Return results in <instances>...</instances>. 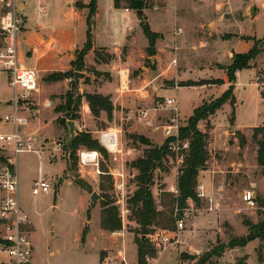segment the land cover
Segmentation results:
<instances>
[{
    "label": "rangeland",
    "instance_id": "374dc122",
    "mask_svg": "<svg viewBox=\"0 0 264 264\" xmlns=\"http://www.w3.org/2000/svg\"><path fill=\"white\" fill-rule=\"evenodd\" d=\"M241 1L229 0V3L234 5L237 11ZM223 29L245 35L252 34L254 30L257 39L263 40L256 45L261 49V53L253 62V67L244 70L237 80L235 123L230 122L232 107L228 104L215 116L199 124V129L208 133L209 137L207 168L200 172L198 178V185L205 186L207 197L201 199L199 205L189 201L187 210L190 211V216L185 220L184 230L179 232L180 243L173 251H166L163 254L156 252L155 257L160 259V264H197L205 254L218 250L222 245H228L233 239L246 237L249 233L246 222L256 224L264 219V168L257 163L258 145L253 139V129L262 126L264 118V105L257 93L258 89L254 86V83H257L259 90L264 93V19H257L254 24L234 19L233 26L226 23ZM237 45L235 49L244 51L243 44ZM253 45L252 41L251 48ZM208 57V54H203L200 59L195 58L191 61L195 64L201 61L206 63ZM212 57L217 56L210 54V58ZM22 62L29 68L33 65L28 56H25ZM216 66L222 69V65ZM194 70L198 72V69ZM97 72L93 67L86 69L92 80L96 78L95 86L100 82L99 79L103 78L96 76ZM200 72L202 76L197 77L196 74L193 79L199 77L208 79L212 76L208 73L209 70L203 69ZM42 85L39 79V93L36 94L38 99L32 102L39 114L27 127L28 133L39 135L37 146L39 153L23 152L17 158L21 207L30 219L28 232L34 247L33 264H99L103 256L114 254L124 246L129 255L137 259L140 227L132 219L128 200L137 190L134 178L138 172L132 168L131 163L142 157L150 145L161 146L166 140L164 127L171 124L172 113L155 110L165 97H154L155 100L144 109L140 107L134 109L133 118L130 120L129 109L125 110L124 114L118 115L115 121L109 124L93 117L86 120L82 115L83 104L81 105V117L75 122L82 131L112 129L111 132L118 133V151L110 153L106 149L108 157L99 153L98 167L80 163L79 151L86 149L84 147L79 148L71 163L66 150L59 152L55 150V143L66 144L70 138L68 127L58 121V118L65 117L64 113H56L55 109L65 102V96L71 92L73 82L65 86L62 99H58V95L52 97V91L43 93ZM196 87L199 86L186 88L185 92L179 94V128L187 124L190 117L186 120L184 118L190 112L193 103L199 101L200 95L206 97L215 93L214 89L201 90ZM198 89L200 91H197ZM85 92L81 94L84 95ZM12 98L13 90L7 74L0 70V133L12 131V125L4 124L2 121L6 114L13 112ZM48 100L50 103L46 104ZM143 113L147 114V117L144 118ZM253 123L260 124L252 125ZM81 129L76 128L79 132H82ZM130 133L145 136L151 143L143 145L138 140L134 141L129 138ZM240 135L246 138L247 144L244 148L239 146ZM176 148L165 163L168 171L157 170L152 187L158 210L168 216L175 215L176 205L173 199L178 195L177 179L182 165V152L177 146ZM9 157V149L0 143V167L8 163ZM4 160L6 162H3ZM98 168L101 173H97ZM109 172H113L114 175H110ZM40 176L50 184V190L33 196V182ZM249 188L256 193L258 209L248 208L241 200L243 191ZM93 193L100 196L94 204L91 201ZM108 199L119 209L123 222L121 231L109 232L101 226L104 202ZM152 230L174 232L177 231V227L176 224L172 228L154 226ZM246 253L252 255L250 260ZM260 256L264 264V240H255L236 259L231 249H227L222 257L213 255L207 264H238L244 260L246 264H261ZM2 261H5L4 257L0 258V264H3Z\"/></svg>",
    "mask_w": 264,
    "mask_h": 264
},
{
    "label": "crops",
    "instance_id": "0c3cea01",
    "mask_svg": "<svg viewBox=\"0 0 264 264\" xmlns=\"http://www.w3.org/2000/svg\"><path fill=\"white\" fill-rule=\"evenodd\" d=\"M147 1L149 7L139 15L138 11L123 7L116 8L115 0H23L21 8L25 16V27L19 40L20 60L23 61L24 57L28 56L33 64L31 69L38 73V83L39 79L43 83V93L52 91L51 96L58 95L60 99L64 95L65 86L71 84L72 79L67 78L64 81L48 83L44 78L53 73L68 72L72 69L77 52L84 49L86 45L87 19L90 6L95 3L92 48L85 56V64L86 67H93L102 73L100 77L103 78L99 79L100 82L95 86L96 78L92 80L86 71L81 72L85 74V78L79 83V92L86 91V94L98 93L110 96L115 107L113 120L115 121L118 115L124 114L128 109L130 120L133 118L134 109L138 107L144 109L152 100H155L154 97H175L179 103V94L185 92L186 88L195 87L182 86V83L221 80L219 84H205L196 87L201 90L214 89L215 93L206 97L200 95L199 101L193 103L190 112L185 116L186 120L192 116L196 108L218 99L229 88L230 83L226 71L218 68L216 64L230 65L235 54L248 52L252 41H245L243 37L258 38L254 30L252 34L245 35L225 31L224 25L229 23L233 26L234 19L242 23L250 21L252 24L257 19H264V0H242L240 6H237L239 8L237 11L229 0ZM39 4H45L47 7L46 14L42 16L36 12ZM252 7L254 8L253 13H251ZM144 20L154 33L160 35L154 48V55L148 53L150 44L141 25ZM226 35L232 37L225 39ZM237 44H243L244 51L235 49L238 47ZM203 54L209 55L206 63L202 61L198 64L192 63L191 59H200ZM210 54L217 57L210 58ZM194 69H198V72L203 69L209 70L208 73L212 76L208 79L200 77L193 79L196 74H198L197 77L202 76L201 72H195ZM124 71L129 74L126 87L122 86ZM243 71L236 74L234 91L236 100L238 99L237 80ZM86 78L90 79L87 84L84 81ZM160 82H162L161 85ZM254 86L258 89L257 93L264 105V98H262L258 84L254 83ZM37 93H39V88L33 96V101L38 99ZM46 102V104L50 103L49 100ZM82 104L83 117L91 120L93 116L85 98ZM228 104L231 106L230 103L224 106ZM96 120L111 123L105 112H102L100 118ZM75 125L76 128L81 129L76 122ZM261 125H264V118ZM110 130L112 129H108ZM88 132L100 140L102 131ZM252 244L253 242L247 247ZM247 247L231 250L234 259L239 257ZM247 255L250 260L252 255Z\"/></svg>",
    "mask_w": 264,
    "mask_h": 264
},
{
    "label": "trees",
    "instance_id": "16d2710c",
    "mask_svg": "<svg viewBox=\"0 0 264 264\" xmlns=\"http://www.w3.org/2000/svg\"><path fill=\"white\" fill-rule=\"evenodd\" d=\"M116 8H127L133 11H143L149 7L147 0H115ZM95 3L90 6V12L88 15V33L87 42L81 51L76 54V59L72 63V69L68 72H57L48 75L44 80L48 83H55L64 81L67 78L72 79L73 85L71 92L66 94V100L63 104L56 107V113H64V118H58L59 123L67 127L68 120H77L80 116V108L82 105L83 98L89 105L92 116L95 119L100 118L102 112L107 114L109 122L114 119L115 107L111 101L110 96H104L102 94H84L82 95L79 91L77 96L74 94L75 86V72H84L87 67L85 64V56L88 51L92 48V26L93 17L95 14ZM142 29L144 34L149 40L148 53L154 55L155 45L160 35L154 33L148 23L144 20L142 21ZM226 39L231 38V35L224 36ZM245 41H253L254 45L246 53H238L233 56L230 65L222 66L228 76V81L230 83L227 91L218 99H215L209 104L204 103L202 106L196 108L192 116L188 119L185 126L180 127L178 139L189 142V148L187 151H183L184 159L179 170V175L177 179V191L178 195L173 199L176 209L179 210V214L173 216L165 215L162 211H159L155 198L153 196L152 187L154 185V177L157 170L168 171L165 167V163L168 161L169 157L172 156V151L170 149V144L174 142L175 138H167L161 146L150 145V147L145 150L142 157L137 158L131 163L132 168L137 170L138 174L135 176V183L137 190L129 198L128 204L129 209L132 213V219L140 227V237L137 240V257L140 264H144L145 257L147 255L154 256L156 250L153 249L149 243L147 236L154 232L152 227L162 226L165 228H172L176 224L178 217H182V212L188 207L189 201L199 205L201 200L198 197L196 188L198 186V178L201 171L207 168V163L209 160V152L207 150L208 146V133H204L199 129V124L202 121H207L211 116L215 115L225 104L230 103L232 106L231 124L235 122V84H236V74L239 71L252 68V62L257 59L261 53V49L256 47L263 40H258L252 37H243ZM105 62L106 59L104 58ZM96 76H101L102 73L97 72ZM85 83H89L90 79L86 78ZM221 80H204L200 82H187L182 83V86H200L205 84H219ZM62 97V96H61ZM262 98H264V93L262 92ZM62 99V98H61ZM129 138L136 141L138 140L143 145H149L150 141L137 134H128ZM253 139L258 145L257 150V163L260 167L264 168V126L255 127L253 129ZM246 138L240 135V148L246 146ZM80 147H84L90 151H96L98 153L104 154L108 157L106 149L101 145L100 141L93 137L91 132L88 131H77V135L71 145L70 153L67 148L68 160L70 163L74 160V157ZM3 162H6L5 160ZM106 173V171H104ZM80 185V183L78 182ZM107 198H109L106 195ZM113 201L107 200L104 202V209L101 216V226L104 230L109 232L121 231L123 227V222L120 218L119 209L117 206L112 205ZM264 207V205H263ZM248 227V235L240 239L231 240L228 245H222L218 250L214 252L205 254L197 264H207L210 258L214 255L216 257H222L225 250L227 249H237L245 248L249 243L255 240H264V219L258 223H252L250 221L246 222ZM146 236L145 239L143 237ZM194 259V258H191ZM245 261V260H244ZM239 261L238 264H246V261ZM259 262L263 263L262 256L259 257Z\"/></svg>",
    "mask_w": 264,
    "mask_h": 264
},
{
    "label": "built area",
    "instance_id": "2783aa9c",
    "mask_svg": "<svg viewBox=\"0 0 264 264\" xmlns=\"http://www.w3.org/2000/svg\"><path fill=\"white\" fill-rule=\"evenodd\" d=\"M23 0H0V70L8 77L9 85L13 90V112L6 114L2 119L4 124L10 123L12 131L0 133V143L9 149L10 157L8 163L0 167V258H5L3 264H33V243L28 232L30 219L20 202V186L17 172V158L23 152L39 153L37 146L39 135L28 133L27 127L32 119L37 117L39 111L33 106V96L38 92V73L23 64L19 56V40L25 27V16L21 5ZM39 16L46 14L45 4L36 7ZM122 86L126 87L129 74L124 71ZM156 111H169L172 113L171 124L164 127L166 139L175 138L170 144L174 154L176 146L182 152L189 148V142H181L179 137L178 115L179 103L175 97H165L158 103ZM174 114V116H173ZM143 117L147 114L143 113ZM100 143L110 153L118 151L119 137L117 132L102 131ZM56 151L66 150V144L55 143ZM172 154V155H173ZM79 161L83 165L98 166L99 153L83 149L79 151ZM99 167V166H98ZM97 173H101L99 168ZM114 175L113 172H109ZM179 175V173H178ZM50 190V184L40 176L32 185V195L39 196ZM199 199L206 198L205 186L198 185L196 188ZM178 192V191H177ZM242 202L250 209H258L256 193L249 188L241 195ZM213 209V208H212ZM187 208L182 212V217L176 220L177 231L166 230L154 231L147 236L149 243L157 253L173 251L180 243L179 232L185 228V220L189 218ZM179 210L176 209V215ZM99 264H140L138 258L134 259L127 252L126 247L114 254H107L99 260ZM144 264H160V259L152 255L145 257Z\"/></svg>",
    "mask_w": 264,
    "mask_h": 264
},
{
    "label": "water",
    "instance_id": "95a60500",
    "mask_svg": "<svg viewBox=\"0 0 264 264\" xmlns=\"http://www.w3.org/2000/svg\"><path fill=\"white\" fill-rule=\"evenodd\" d=\"M253 11H254V8L252 7L251 13H253ZM137 14L141 15L142 11H138ZM74 77H75L74 94H75V96H77L78 91H79L78 88H79L80 80L85 78V74H83L81 72H75ZM67 127H68V132H69L70 138L66 143V148H67L68 152L70 153L71 145H72V143H73V141L77 135L75 121L68 120L67 121ZM61 182H62V179L60 178L59 183H61ZM99 199H100V196H98L97 193L92 194V196H91L92 204L96 203ZM145 238H146V236L143 237V239H145Z\"/></svg>",
    "mask_w": 264,
    "mask_h": 264
}]
</instances>
